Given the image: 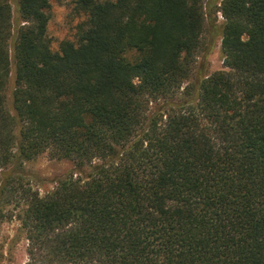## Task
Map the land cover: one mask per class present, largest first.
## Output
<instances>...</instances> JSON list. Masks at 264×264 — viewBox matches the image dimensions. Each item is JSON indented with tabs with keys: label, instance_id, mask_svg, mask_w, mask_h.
<instances>
[{
	"label": "trees",
	"instance_id": "obj_1",
	"mask_svg": "<svg viewBox=\"0 0 264 264\" xmlns=\"http://www.w3.org/2000/svg\"><path fill=\"white\" fill-rule=\"evenodd\" d=\"M73 5L55 49L51 0H18L11 55L0 0V222L26 264H264V0ZM207 20L225 68L208 75ZM43 154L73 167L41 196L25 166Z\"/></svg>",
	"mask_w": 264,
	"mask_h": 264
},
{
	"label": "rangeland",
	"instance_id": "obj_2",
	"mask_svg": "<svg viewBox=\"0 0 264 264\" xmlns=\"http://www.w3.org/2000/svg\"><path fill=\"white\" fill-rule=\"evenodd\" d=\"M8 1L13 10V36L10 45L11 55H13V45L19 29L16 22L18 0ZM221 2L222 0H204L207 14L216 11ZM73 7V0H51V19L48 35L55 49L59 47L62 40L74 39L76 35L77 24L80 19L75 14ZM212 17L216 20L215 25L220 29L224 23L222 14L218 12L216 15L212 14ZM210 25L211 23L207 20L202 37L203 44L195 63V71L202 67V72L207 75L225 69L220 34L215 39V47L212 50H207L211 38L210 30L213 28ZM14 72L15 68L13 66L7 87L8 96L14 88ZM25 167V182L30 183L33 189L38 190L40 195L44 196L56 188L57 181L67 175L73 166L70 161L54 160L48 154H43L36 160L26 163ZM10 201L14 206L18 201V197H10ZM18 227L19 222L16 220L0 222V264H26L28 261L27 241L24 237L18 238Z\"/></svg>",
	"mask_w": 264,
	"mask_h": 264
}]
</instances>
